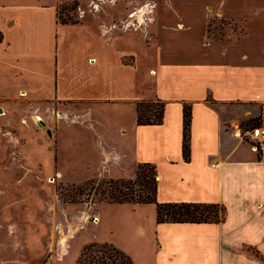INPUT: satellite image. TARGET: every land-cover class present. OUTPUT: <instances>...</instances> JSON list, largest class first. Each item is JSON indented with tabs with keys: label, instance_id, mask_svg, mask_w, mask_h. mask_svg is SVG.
Returning <instances> with one entry per match:
<instances>
[{
	"label": "crops",
	"instance_id": "0c3cea01",
	"mask_svg": "<svg viewBox=\"0 0 264 264\" xmlns=\"http://www.w3.org/2000/svg\"><path fill=\"white\" fill-rule=\"evenodd\" d=\"M94 1L99 11L91 0H0V147L3 125L17 129L32 106L56 104L66 120L42 123L40 137H52L45 139L58 154L87 142L81 168L92 179H132L140 164H152L158 202L226 208L219 223H158L155 204L103 203L110 208L96 214L102 224L127 216L138 228V264H264V155L238 135L253 121L264 125V0L249 1L247 76L224 93L223 78L213 82L222 47L206 42L210 13L191 5L201 0H162L152 28L140 26L145 5L118 23L104 10L113 0ZM68 2L85 12L63 24ZM157 100L163 123L139 125L136 103ZM3 168L0 157V177Z\"/></svg>",
	"mask_w": 264,
	"mask_h": 264
},
{
	"label": "rangeland",
	"instance_id": "374dc122",
	"mask_svg": "<svg viewBox=\"0 0 264 264\" xmlns=\"http://www.w3.org/2000/svg\"><path fill=\"white\" fill-rule=\"evenodd\" d=\"M136 1L113 0L104 10H110L115 21L120 23L127 10L137 12V8L145 5L146 13L142 14L145 19L142 18L140 26H146V22L151 28L155 26L148 18L153 17L152 12L156 11L158 20L162 0H146L144 4ZM249 1L201 0L191 3L194 8L207 9L210 13L206 27L207 44L218 43L222 47L216 62L218 71L213 79L214 82L223 78L219 92L232 90L237 77L247 76ZM78 7L74 2L65 3L60 7V16L69 23H75L81 17ZM48 107L52 118L40 112L46 126H62L61 122L66 118L55 115L58 106L50 103ZM21 116L17 129L3 125L4 138L0 147L4 167L0 177V264H80L84 248L94 242L112 243L121 248L133 264H138L141 261L138 253L140 235L134 224L124 223L127 216L123 219L117 216L103 224L99 217L97 222L92 220L102 212L101 205L110 208L103 204L107 202L98 189L104 188L111 178L92 179L91 174L81 168L82 153L89 150L87 142L66 145L58 154L56 150L59 147L55 144L50 147L46 140L52 137L46 132V139L40 137L42 126L35 123L31 112H28L26 123ZM258 123L256 120L249 125L257 126ZM96 250L87 251L88 255L82 260L90 261L91 256H101L100 252L95 253Z\"/></svg>",
	"mask_w": 264,
	"mask_h": 264
},
{
	"label": "trees",
	"instance_id": "16d2710c",
	"mask_svg": "<svg viewBox=\"0 0 264 264\" xmlns=\"http://www.w3.org/2000/svg\"><path fill=\"white\" fill-rule=\"evenodd\" d=\"M77 5V4H75ZM59 20L63 24L69 21ZM137 123L142 126L161 125L164 119L163 101H139L136 103ZM191 106H184L183 157L186 162L191 158ZM103 186V184L101 185ZM100 186V187H101ZM99 188L98 193L107 203L155 204L158 223H219L224 220L226 208L218 204L207 203H160L157 200L158 180L156 166L140 164L134 179H110ZM96 248L90 261H83L87 251ZM80 264H133L132 259L112 243L94 242L86 246L79 260Z\"/></svg>",
	"mask_w": 264,
	"mask_h": 264
},
{
	"label": "built area",
	"instance_id": "2783aa9c",
	"mask_svg": "<svg viewBox=\"0 0 264 264\" xmlns=\"http://www.w3.org/2000/svg\"><path fill=\"white\" fill-rule=\"evenodd\" d=\"M90 6L94 10H99V5L95 3L94 0H91ZM85 11H82L79 9V15L82 17L84 15ZM45 112L47 117L52 118V115H49V107L46 106L44 108L41 107H31V116L34 118L35 123L38 124L39 126H42V123H44V116L40 114V112ZM55 115L58 116L57 111L55 112ZM26 117L27 115L22 117L23 122L26 123ZM12 135V133H9ZM239 137L247 140L248 142L251 143L252 147L254 148L255 151L259 152L260 154L264 155V125H257V126H251L247 127L245 129H240L238 132ZM13 140L16 141V143H19V140H17L16 137H13ZM96 216L92 218V220L97 222Z\"/></svg>",
	"mask_w": 264,
	"mask_h": 264
},
{
	"label": "water",
	"instance_id": "95a60500",
	"mask_svg": "<svg viewBox=\"0 0 264 264\" xmlns=\"http://www.w3.org/2000/svg\"><path fill=\"white\" fill-rule=\"evenodd\" d=\"M0 111H1V110H0ZM1 112H2V111H1ZM1 112H0V113H1Z\"/></svg>",
	"mask_w": 264,
	"mask_h": 264
}]
</instances>
